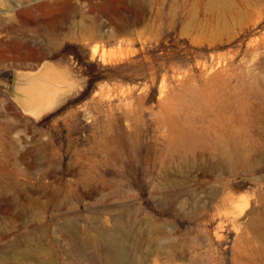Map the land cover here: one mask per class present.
Returning <instances> with one entry per match:
<instances>
[{"label":"rangeland","instance_id":"obj_1","mask_svg":"<svg viewBox=\"0 0 264 264\" xmlns=\"http://www.w3.org/2000/svg\"><path fill=\"white\" fill-rule=\"evenodd\" d=\"M222 137L264 149V0H0V254L108 264L110 236L79 260L59 227L135 214L143 264H264V165L207 167Z\"/></svg>","mask_w":264,"mask_h":264},{"label":"bare ground","instance_id":"obj_2","mask_svg":"<svg viewBox=\"0 0 264 264\" xmlns=\"http://www.w3.org/2000/svg\"><path fill=\"white\" fill-rule=\"evenodd\" d=\"M63 72L57 68L52 66L45 65L41 71V74L36 75V77L44 76L51 79L63 80ZM19 81V75L16 74L15 77V92L21 89V84ZM45 87H36L31 90L30 97L31 101H35L37 104L34 108H31L26 101L23 102V107L32 112V113H40L41 111L48 108L50 104V100L46 101L44 95L46 94ZM28 99V98H27ZM215 144L220 147L222 153V158L216 160L215 162H211L207 164V167L212 168L214 170H224L228 171L233 169L237 165L247 164L249 167L256 169L261 165H264V149L259 150L252 157H246L240 150L239 146L235 145L228 138H220L215 140ZM230 165V166H229ZM160 172V171H159ZM178 186V182L170 181L166 185L153 184L152 191L154 193H158L162 191L164 196L168 197L169 204H171L176 198L174 197V188ZM123 188V186H120ZM129 219V220H128ZM115 224L112 228V233L105 234L104 231L97 230L98 235L94 238L87 239L85 237L82 238V242H79L76 237H74L71 233L70 227L61 226L58 229V232L61 233L64 241L68 242L70 249H73L80 259L85 255L86 251L84 247L87 244H97L99 242H103V238L106 236H110V239L104 243L106 244L107 249V262L108 264H143L141 251L144 245L153 246L157 242L154 237L143 238L142 224H140L139 218L133 214L131 218H128L127 215L118 216L114 219ZM152 228L155 230L162 232L163 227L150 222ZM73 231V230H72ZM121 235L118 237L117 235ZM24 247L19 248L15 244L6 245L7 251L10 253L8 255L0 254V264H29L26 263L27 260H32L36 262V264H49V262L43 257V253L41 250H35L30 248L26 241L24 240ZM105 246V245H104ZM75 255V256H77ZM84 256V257H85ZM86 260V259H84Z\"/></svg>","mask_w":264,"mask_h":264}]
</instances>
